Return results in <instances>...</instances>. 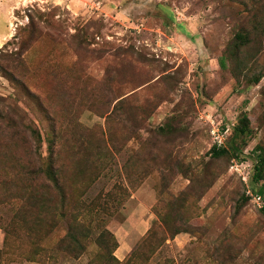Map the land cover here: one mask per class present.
Instances as JSON below:
<instances>
[{"label": "rangeland", "instance_id": "374dc122", "mask_svg": "<svg viewBox=\"0 0 264 264\" xmlns=\"http://www.w3.org/2000/svg\"><path fill=\"white\" fill-rule=\"evenodd\" d=\"M260 153L264 0H0V264H264Z\"/></svg>", "mask_w": 264, "mask_h": 264}, {"label": "trees", "instance_id": "16d2710c", "mask_svg": "<svg viewBox=\"0 0 264 264\" xmlns=\"http://www.w3.org/2000/svg\"><path fill=\"white\" fill-rule=\"evenodd\" d=\"M250 43V38L249 35L247 33H244L242 31L238 32L233 41L230 43L229 46V50H227V55H225L222 59H221V67L223 69L227 68V60H230L232 58V55L234 54L235 57L238 56L239 52L241 51V48L243 46H246ZM262 79V76H256L252 79V82L257 85L260 83ZM27 129L30 131L31 133V138L34 140V142L38 145V147L42 145L43 143V138L42 135L38 132V130L33 129L32 127H27ZM162 130V129H160ZM236 131L238 133H240L241 135H247L250 133V120L248 118L247 115L243 116V118L240 120V123L238 124ZM229 149L226 146H218V145H214L210 151V154L214 157V158H221L223 156L228 155ZM259 162L257 164V166L255 167V175H254V179L256 182H260L261 180H263L264 176V158L262 157L261 153L259 154ZM29 174H35L36 177L41 178L43 183H42V193L44 195H51L53 193V191H56L57 189L60 188L59 182H58V177L56 174L53 173L52 168L49 166L47 169H39V170H33L30 169V171L28 172ZM39 191V188L34 187L32 190L30 191H26L25 195V199L30 202L31 200L34 199V197L37 196ZM258 194H262L260 195L262 197V202L264 203V191L261 190L258 192ZM250 199V197H245L244 200H248ZM264 208V207H263ZM84 219L81 216H76L74 218V223H76L78 225V227L80 228H84V222H80L79 219ZM103 223V222H102ZM99 225H101V222H99ZM15 230H19V229H11V233H10V229H5V233H6V239H7V243H8V238L9 236H11L12 233L16 231ZM109 235L110 239L112 241L113 247H117V242L115 241V238L113 237V235L111 233H107V231H105L104 229H102L101 233H100V237H105ZM70 242L73 245V252L74 254H78L80 251L84 250L83 245L81 244V240L79 239V235L77 233L76 229H73L72 232L69 234L68 236ZM5 239V240H6ZM102 239V238H101ZM72 247V246H69ZM67 247V248H69ZM58 248H62L65 249L64 247H57ZM66 250V249H65ZM1 254V251H0ZM113 260H116L115 258H112ZM117 261V260H116Z\"/></svg>", "mask_w": 264, "mask_h": 264}, {"label": "crops", "instance_id": "0c3cea01", "mask_svg": "<svg viewBox=\"0 0 264 264\" xmlns=\"http://www.w3.org/2000/svg\"><path fill=\"white\" fill-rule=\"evenodd\" d=\"M136 234H137V231L135 230V232H133L129 237H128V239L127 240H125L126 242H127V244H128V248L129 249H132L133 248V239H134V237L136 236ZM120 249H122L121 247H119V257L120 258H125L126 256H127V253L128 252H126V251H123V252H121L120 253Z\"/></svg>", "mask_w": 264, "mask_h": 264}, {"label": "built area", "instance_id": "2783aa9c", "mask_svg": "<svg viewBox=\"0 0 264 264\" xmlns=\"http://www.w3.org/2000/svg\"><path fill=\"white\" fill-rule=\"evenodd\" d=\"M222 141L219 143V146H222ZM251 197H253L257 202H262V197L260 195H254L252 193H249Z\"/></svg>", "mask_w": 264, "mask_h": 264}]
</instances>
